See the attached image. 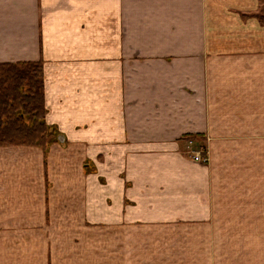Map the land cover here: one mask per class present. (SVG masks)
<instances>
[{"label":"crops","instance_id":"1","mask_svg":"<svg viewBox=\"0 0 264 264\" xmlns=\"http://www.w3.org/2000/svg\"><path fill=\"white\" fill-rule=\"evenodd\" d=\"M262 6L0 0L59 134L0 147V264H209L215 226L264 225Z\"/></svg>","mask_w":264,"mask_h":264},{"label":"trees","instance_id":"2","mask_svg":"<svg viewBox=\"0 0 264 264\" xmlns=\"http://www.w3.org/2000/svg\"><path fill=\"white\" fill-rule=\"evenodd\" d=\"M258 18L264 23V6ZM46 113L43 63L0 65V147H37L47 155L59 134Z\"/></svg>","mask_w":264,"mask_h":264},{"label":"rangeland","instance_id":"3","mask_svg":"<svg viewBox=\"0 0 264 264\" xmlns=\"http://www.w3.org/2000/svg\"><path fill=\"white\" fill-rule=\"evenodd\" d=\"M264 6V3H262ZM262 6V8H263ZM237 200H247L245 193ZM246 197V198H245ZM219 235L214 237V244H219L223 255L209 258V264H264V225H219ZM213 244V242H212ZM227 254L224 255V253Z\"/></svg>","mask_w":264,"mask_h":264},{"label":"built area","instance_id":"4","mask_svg":"<svg viewBox=\"0 0 264 264\" xmlns=\"http://www.w3.org/2000/svg\"><path fill=\"white\" fill-rule=\"evenodd\" d=\"M189 146H192V142H189ZM193 154L192 158L199 163L206 164L209 162V157L208 155H203L201 152H192Z\"/></svg>","mask_w":264,"mask_h":264}]
</instances>
